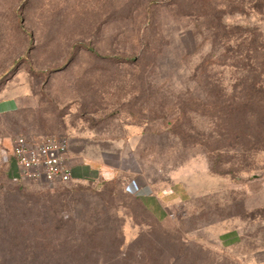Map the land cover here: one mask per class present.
I'll list each match as a JSON object with an SVG mask.
<instances>
[{"label": "rangeland", "instance_id": "obj_1", "mask_svg": "<svg viewBox=\"0 0 264 264\" xmlns=\"http://www.w3.org/2000/svg\"><path fill=\"white\" fill-rule=\"evenodd\" d=\"M6 98L0 264H264V0H0Z\"/></svg>", "mask_w": 264, "mask_h": 264}, {"label": "built area", "instance_id": "obj_2", "mask_svg": "<svg viewBox=\"0 0 264 264\" xmlns=\"http://www.w3.org/2000/svg\"><path fill=\"white\" fill-rule=\"evenodd\" d=\"M68 150L69 142L64 137H48L40 142L19 137L13 141L12 157L21 177L63 184L71 180Z\"/></svg>", "mask_w": 264, "mask_h": 264}, {"label": "crops", "instance_id": "obj_3", "mask_svg": "<svg viewBox=\"0 0 264 264\" xmlns=\"http://www.w3.org/2000/svg\"><path fill=\"white\" fill-rule=\"evenodd\" d=\"M17 109H18V104H17L16 99L6 98V99H1L0 100V115L10 114V113L16 111ZM11 157H12V146H11ZM12 161H13V166L14 167L16 166L15 170H17V165H16L13 157H12ZM13 166H12V168L14 170ZM81 167H83V166H81ZM81 167H80V169H79V167L76 168L74 171H79V172L81 171L82 173H80L79 176H82V177L89 176V171L84 169V168H81ZM17 172H18V170H17Z\"/></svg>", "mask_w": 264, "mask_h": 264}, {"label": "trees", "instance_id": "obj_4", "mask_svg": "<svg viewBox=\"0 0 264 264\" xmlns=\"http://www.w3.org/2000/svg\"><path fill=\"white\" fill-rule=\"evenodd\" d=\"M230 235L234 237V235H232V234H230ZM230 235H228V236H230ZM234 238H235V237H234Z\"/></svg>", "mask_w": 264, "mask_h": 264}]
</instances>
